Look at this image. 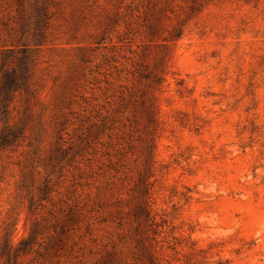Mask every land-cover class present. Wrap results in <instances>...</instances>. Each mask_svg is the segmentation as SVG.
<instances>
[{
    "label": "rangeland",
    "instance_id": "1",
    "mask_svg": "<svg viewBox=\"0 0 264 264\" xmlns=\"http://www.w3.org/2000/svg\"><path fill=\"white\" fill-rule=\"evenodd\" d=\"M0 264H264V0H0Z\"/></svg>",
    "mask_w": 264,
    "mask_h": 264
},
{
    "label": "trees",
    "instance_id": "2",
    "mask_svg": "<svg viewBox=\"0 0 264 264\" xmlns=\"http://www.w3.org/2000/svg\"><path fill=\"white\" fill-rule=\"evenodd\" d=\"M6 88L7 87H3L2 92L4 94H6L8 96V98H9V94L11 96V94L13 92H16V91L20 90V87L16 83H12V85L10 87H8V89H6ZM6 102H7V100H6Z\"/></svg>",
    "mask_w": 264,
    "mask_h": 264
}]
</instances>
